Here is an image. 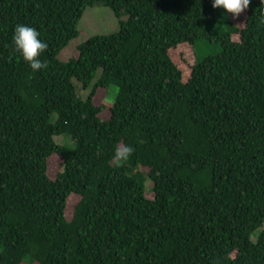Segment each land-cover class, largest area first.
Segmentation results:
<instances>
[{
    "label": "trees",
    "instance_id": "trees-1",
    "mask_svg": "<svg viewBox=\"0 0 264 264\" xmlns=\"http://www.w3.org/2000/svg\"><path fill=\"white\" fill-rule=\"evenodd\" d=\"M96 6L118 30L62 61ZM260 15V0L243 28L211 0H0V264H264ZM16 24L47 43L45 68L14 51ZM117 144L135 151L113 161Z\"/></svg>",
    "mask_w": 264,
    "mask_h": 264
},
{
    "label": "clouds",
    "instance_id": "clouds-1",
    "mask_svg": "<svg viewBox=\"0 0 264 264\" xmlns=\"http://www.w3.org/2000/svg\"><path fill=\"white\" fill-rule=\"evenodd\" d=\"M251 0H211L213 9H222L225 14H231V18L236 20L249 7ZM261 15L260 23H264V0H260ZM12 44L22 59L28 64L33 72L39 71L47 66L46 61L41 60V56L48 48L47 43L40 38V33L32 26L16 24L13 29ZM135 149L131 145L117 144L113 149L111 159L113 161H125Z\"/></svg>",
    "mask_w": 264,
    "mask_h": 264
},
{
    "label": "rangeland",
    "instance_id": "rangeland-1",
    "mask_svg": "<svg viewBox=\"0 0 264 264\" xmlns=\"http://www.w3.org/2000/svg\"><path fill=\"white\" fill-rule=\"evenodd\" d=\"M247 11L246 9L238 19L233 20L230 18L231 21L240 28H243L246 23V18H247ZM119 28V22L118 19L114 16L113 12L106 7H101V6H96L94 8H90L87 10L85 13V16L81 20L80 26H79V31L81 33V36L77 39L74 40L68 48H66L62 54H61V60L62 61H69L73 57H76L78 55V47L84 43L88 38L95 36V35H108L111 34L115 31H117ZM235 40H239V36H234ZM217 52V48L211 47L207 50V54H214ZM200 53V52H199ZM198 53V54H199ZM204 55V54H203ZM201 56V54H199ZM111 92L109 96H105L99 99L98 102L100 103H106L107 105H112L114 103V100L116 98L118 88L116 86L111 87ZM84 92L80 90V93ZM111 93H114V95H111ZM89 92L83 93L85 98L88 96ZM111 95V96H110ZM56 141L59 145H64L68 148H73L74 143L73 141L66 136H61V137H56ZM60 164L59 160H55L53 163V167L57 168ZM147 195L148 197L152 198L153 194L150 192V182L147 183ZM72 210H73V205H70V208L68 210V217L71 218L72 216ZM261 231H258L253 235L252 239L256 240L258 235L260 234Z\"/></svg>",
    "mask_w": 264,
    "mask_h": 264
}]
</instances>
